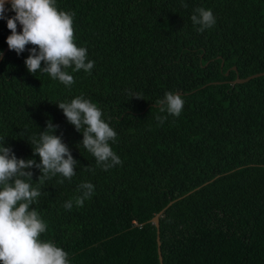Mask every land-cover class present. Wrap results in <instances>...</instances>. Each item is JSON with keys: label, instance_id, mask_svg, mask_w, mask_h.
<instances>
[{"label": "trees", "instance_id": "trees-1", "mask_svg": "<svg viewBox=\"0 0 264 264\" xmlns=\"http://www.w3.org/2000/svg\"><path fill=\"white\" fill-rule=\"evenodd\" d=\"M201 7L216 19L203 32L191 21ZM57 8L74 13L90 73L65 69L70 87L30 74L32 45L0 61V143L40 163L30 138L51 121L78 162L71 181L57 174L37 184L42 173L29 169L41 192L31 208L47 224L40 239L69 264H159L149 221L171 202L158 217L162 264H264V75L232 83L264 72V0H57ZM5 9L0 52L15 15L11 2ZM167 92L184 100L179 117L156 103ZM79 96L117 133L109 144L122 165L98 167L84 129L56 105ZM86 182L94 192L77 207Z\"/></svg>", "mask_w": 264, "mask_h": 264}, {"label": "clouds", "instance_id": "clouds-1", "mask_svg": "<svg viewBox=\"0 0 264 264\" xmlns=\"http://www.w3.org/2000/svg\"><path fill=\"white\" fill-rule=\"evenodd\" d=\"M5 2L0 0V19L6 18ZM182 7L187 5L182 4ZM10 10L15 15L7 19L11 35L6 42L17 55L24 53L28 45L33 46L25 60L30 74L46 73L53 80L70 87L75 81L65 69L74 65L76 72H91L94 61H87V49L75 43L74 13L58 10L57 0H11ZM195 12L191 21L200 25L197 31L203 32L215 25L211 10L201 7ZM18 23L22 32L17 31ZM2 55L0 53V57ZM156 103L161 112L166 111L175 117L180 116L184 107V100L173 92L165 93L164 99ZM56 105L78 132L84 129L82 145L95 157L98 167L108 171L122 165L109 144V141H116L117 133L102 119L101 109L83 96L70 103ZM156 119L163 123L167 117L157 116ZM58 128L59 125L54 126L48 121L47 130L40 134L38 140L35 136L30 138L31 144L35 145L34 155L39 156L40 163L18 159L10 147L0 143V264H69V254L65 250L40 239L41 234L47 231V224L37 210L31 208L41 192L32 186L33 172L29 169L35 167L42 173L37 184L57 174L71 181L77 174L78 162L62 136L55 135ZM58 183H63V180ZM79 188L82 195L75 198V204L82 207L84 200L94 192V186L86 182ZM64 207L71 210L72 200L65 202Z\"/></svg>", "mask_w": 264, "mask_h": 264}, {"label": "water", "instance_id": "water-1", "mask_svg": "<svg viewBox=\"0 0 264 264\" xmlns=\"http://www.w3.org/2000/svg\"><path fill=\"white\" fill-rule=\"evenodd\" d=\"M11 0H6L5 2V5L10 3ZM21 27V25H19V23L17 24V31L19 30V28ZM9 49V46L8 44L6 43V45L4 46L3 50L0 52V53H3L2 57H0V61L2 60L3 56L5 55V53L8 51ZM264 75V72H259V73H255V74H252V75H249L245 78H239V77H236L232 83H243V82H246L252 78H255V77H259V76H263ZM171 202L168 203V205H170ZM167 205V206H168ZM166 206V207H167ZM165 207V208H166ZM164 208V209H165ZM164 209L160 210L158 213H156L151 219H150V223H152L155 228H156V246H157V256H158V261H159V264H162V257H161V253H160V240H159V222H158V217L162 214V212L164 211Z\"/></svg>", "mask_w": 264, "mask_h": 264}]
</instances>
